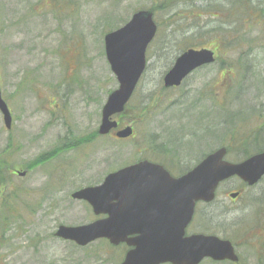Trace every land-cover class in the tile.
Masks as SVG:
<instances>
[{"label": "rangeland", "instance_id": "obj_1", "mask_svg": "<svg viewBox=\"0 0 264 264\" xmlns=\"http://www.w3.org/2000/svg\"><path fill=\"white\" fill-rule=\"evenodd\" d=\"M141 9H153L156 33L120 116L133 134L97 136L118 86L104 35ZM188 47L216 49V62L164 87ZM0 90L12 116L7 129L0 112V264H118L123 246L54 235L95 219L71 193L142 158L177 176L221 145L231 147L225 159L243 160L240 137L252 153L264 150V0H0ZM231 191L242 193L231 200ZM263 199L264 177L249 189L231 177L212 204L196 206L186 233L228 238L243 264H264Z\"/></svg>", "mask_w": 264, "mask_h": 264}, {"label": "water", "instance_id": "obj_2", "mask_svg": "<svg viewBox=\"0 0 264 264\" xmlns=\"http://www.w3.org/2000/svg\"><path fill=\"white\" fill-rule=\"evenodd\" d=\"M155 33L152 10L141 9L124 25L104 35L105 56L118 86L107 95L101 108L99 135L117 128V117L146 67V49ZM214 60L211 49L188 48L164 74V87L180 85L192 71ZM0 112L9 129L12 117L1 90ZM131 134V126L114 132L118 138ZM226 152L224 146L215 149L177 177L148 160L110 172L100 184L80 188L70 195L86 201L94 215L104 217L81 225L60 224L54 235L79 246L101 238L112 245L125 243L129 249L119 264H199L204 258L237 262L238 255L229 239L207 233L185 234L196 202H211L221 181L237 176L253 185L264 175V151L239 162L226 160ZM16 173L24 176L26 171ZM237 194L232 192L230 197Z\"/></svg>", "mask_w": 264, "mask_h": 264}, {"label": "trees", "instance_id": "obj_3", "mask_svg": "<svg viewBox=\"0 0 264 264\" xmlns=\"http://www.w3.org/2000/svg\"><path fill=\"white\" fill-rule=\"evenodd\" d=\"M119 120H120V122L122 121V119H119ZM96 135H97V133H96ZM238 141L241 144L242 148L245 149V150H242L243 151L242 153H240L241 154V157L244 158V157L249 156L252 153L250 151V148L246 147V145L249 143V139L247 137H240V138H238ZM225 146L227 147L228 152H230V149H231L230 145L226 144ZM5 161H6V159H3V158L0 159V179L1 178H4L6 176V173H7V167H8V165H6V162ZM1 180H3V179H1ZM248 189H249V187H248ZM120 252H121V250H120Z\"/></svg>", "mask_w": 264, "mask_h": 264}, {"label": "flooded vegetation", "instance_id": "obj_4", "mask_svg": "<svg viewBox=\"0 0 264 264\" xmlns=\"http://www.w3.org/2000/svg\"><path fill=\"white\" fill-rule=\"evenodd\" d=\"M214 51H215V54H217V52H216V50L214 49ZM218 55H216V57H217ZM155 162V161H154ZM156 163H159V164H162V163H160V162H156ZM163 165V164H162ZM164 166V165H163ZM165 167V166H164ZM166 168V167H165ZM167 170H169L168 168H166ZM170 171V170H169ZM171 172V171H170ZM254 198V203H258V201H257V197H253ZM259 198H262V197H259ZM231 200H232V198H230ZM260 202L262 201V199H260L259 200ZM226 263H231V262H227V261H225ZM232 264H243V261H242V259L240 258V256H239V262H237V263H232Z\"/></svg>", "mask_w": 264, "mask_h": 264}]
</instances>
